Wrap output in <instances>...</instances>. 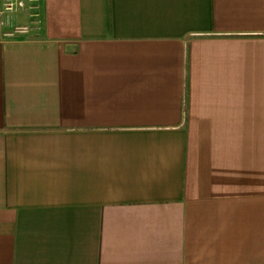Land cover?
<instances>
[{
    "label": "crops",
    "instance_id": "obj_1",
    "mask_svg": "<svg viewBox=\"0 0 264 264\" xmlns=\"http://www.w3.org/2000/svg\"><path fill=\"white\" fill-rule=\"evenodd\" d=\"M38 13H0V264H264V0Z\"/></svg>",
    "mask_w": 264,
    "mask_h": 264
},
{
    "label": "built area",
    "instance_id": "obj_2",
    "mask_svg": "<svg viewBox=\"0 0 264 264\" xmlns=\"http://www.w3.org/2000/svg\"><path fill=\"white\" fill-rule=\"evenodd\" d=\"M25 9L30 11V17L33 20L38 19L39 0H3V9L0 13L17 12ZM30 29L27 26H18L14 31L15 33H28Z\"/></svg>",
    "mask_w": 264,
    "mask_h": 264
}]
</instances>
